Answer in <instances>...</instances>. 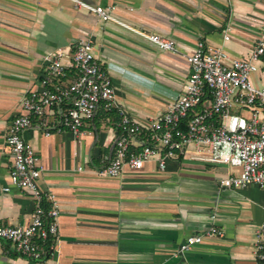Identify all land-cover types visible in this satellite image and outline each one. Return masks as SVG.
Instances as JSON below:
<instances>
[{
  "label": "crops",
  "instance_id": "crops-1",
  "mask_svg": "<svg viewBox=\"0 0 264 264\" xmlns=\"http://www.w3.org/2000/svg\"><path fill=\"white\" fill-rule=\"evenodd\" d=\"M84 1L112 7L120 24L102 22L66 0H0V225L26 226L33 214L27 194L3 190L11 165L5 139L23 98L38 88L47 54L69 53L80 39H90L116 104L147 125L181 94L188 74L185 56L198 40L242 59L264 29V0ZM133 30L172 40L177 52L161 51ZM256 65L251 81L259 87L264 56ZM53 113L46 114L48 128L34 120L22 137L42 168L40 189L57 199L58 252L34 262L14 255L0 240V264H256L264 190L219 186L238 168L194 160L190 147L163 172L149 162L138 172L124 169L108 178L99 172L113 156L118 113L97 109L79 137L59 130ZM212 215L222 236L205 237L176 254L187 237L211 225Z\"/></svg>",
  "mask_w": 264,
  "mask_h": 264
},
{
  "label": "built area",
  "instance_id": "built-area-1",
  "mask_svg": "<svg viewBox=\"0 0 264 264\" xmlns=\"http://www.w3.org/2000/svg\"><path fill=\"white\" fill-rule=\"evenodd\" d=\"M66 1L102 22L119 23L112 7L93 6L84 0ZM133 31L161 51L177 52L170 39ZM223 39L227 41L228 37ZM263 56L264 29L249 56L242 59L198 40L193 52L185 56L188 74L181 94L162 114L141 125L116 104L112 81L94 56L90 39H80L69 53L47 54L38 88L23 98L5 139L11 165L9 185L3 190L8 192L12 187L27 194L34 203L33 214L26 226L0 225V240L14 255L34 262L58 252L57 199L40 189L42 168L34 149L22 137L34 120L43 129L48 128L46 114L50 112H54L59 130H67L74 137L82 134L97 109L118 113L113 156L99 172L102 176L115 178L124 169L138 172L149 162L163 172L169 160L183 156L192 147L194 160L239 169L219 181L221 188L255 186L264 190V85L257 87L251 81ZM210 221L201 235L187 237L176 254L188 252L205 237H221L214 215ZM254 252L256 264H264V223L255 231Z\"/></svg>",
  "mask_w": 264,
  "mask_h": 264
}]
</instances>
